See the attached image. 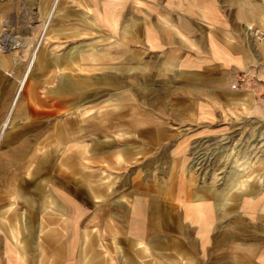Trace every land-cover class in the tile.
<instances>
[{
    "label": "crops",
    "instance_id": "1",
    "mask_svg": "<svg viewBox=\"0 0 264 264\" xmlns=\"http://www.w3.org/2000/svg\"><path fill=\"white\" fill-rule=\"evenodd\" d=\"M35 8L42 36L50 23H96L105 39L99 68L83 64L97 72L101 98L92 74L57 88L53 75L51 99L35 103L126 107L91 113L82 127L67 114V148L36 157L48 212L39 185L28 210V148L8 149L19 160L0 155V264H123L110 246H155L159 233L191 264H264V159L215 155L226 145L264 151V0H35Z\"/></svg>",
    "mask_w": 264,
    "mask_h": 264
},
{
    "label": "rangeland",
    "instance_id": "2",
    "mask_svg": "<svg viewBox=\"0 0 264 264\" xmlns=\"http://www.w3.org/2000/svg\"><path fill=\"white\" fill-rule=\"evenodd\" d=\"M44 25L38 22L35 0H0V132L10 106L17 95L20 80L26 72L34 48L41 39ZM102 48H105V39L101 38V28L96 23L85 25L50 23L45 40L39 47L38 60L21 94L11 124L4 138L0 140V155L10 156L13 161L16 157L19 160L20 153L8 149H12L13 145H22L28 148L26 170L29 213L34 212L36 208L38 185L43 189L45 195L44 210L48 212L51 207L52 200L47 193L46 177L43 183L41 181L37 183L36 157L47 154L51 149L64 152L67 148V114L70 112L72 117L75 116L76 123L82 127L86 117L89 118L91 113L98 115L101 111H121L123 108L125 110L126 105L100 103L76 104L68 109L67 104L35 103L33 98L36 95L43 96L41 99L44 101L51 99L53 75L56 77L55 86L57 88L61 81H65L67 84L68 76L74 77L72 81L74 79L76 85L79 81H83L85 74L88 77L92 74V77H95L88 78L89 85L93 90L99 92L95 98L98 100L101 91L97 80L98 74L94 70L92 73L89 71L85 73L83 64L86 61L94 67L93 69H98ZM68 65H72L71 71L67 70ZM73 65H75V69ZM58 69L61 70L58 71ZM238 86L239 84L236 87ZM76 138L78 139L79 136ZM254 143L255 140H252V144ZM224 147L227 152L219 149V153H215L221 161L239 160L245 156L251 160L264 159V151L252 150L250 153H242L237 150L230 151L231 145ZM14 164L11 167L12 173L16 170ZM215 168L210 169L209 172L214 171ZM228 170L227 168L219 170V185L221 187L226 186L223 185V177L227 175ZM44 171L46 172V169ZM28 220L34 222L30 215ZM152 240L155 241H152L150 245L155 244V246L148 247L140 242L138 245L130 247L126 241H123V246L120 245V248H115V245L110 246L109 250L122 260L123 264H191L189 260H185L179 255V250L174 248L173 241L164 239L162 233L157 234L156 238ZM165 244L168 247H165Z\"/></svg>",
    "mask_w": 264,
    "mask_h": 264
},
{
    "label": "bare ground",
    "instance_id": "3",
    "mask_svg": "<svg viewBox=\"0 0 264 264\" xmlns=\"http://www.w3.org/2000/svg\"><path fill=\"white\" fill-rule=\"evenodd\" d=\"M48 27L49 26H46V30L48 29ZM46 30H44L45 31V33H46ZM44 33V34H45ZM45 36L46 35H44V36H42L41 37V39H40V41L38 42V45L34 48V51H33V54H32V57H31V59H30V67H32V66H34L35 65V63H36V60H37V57H38V51H39V47L41 46V44H42V42L45 40ZM37 41V40H36ZM31 69V68H30ZM29 69V70H30ZM33 69V68H32ZM31 71V70H30ZM28 74V73H27ZM25 75V74H24ZM26 79L27 78H24L23 80H22V83H21V87L23 88L24 86H25V83H26ZM20 91V90H19ZM19 93V92H18ZM18 97V96H17ZM14 105V104H13Z\"/></svg>",
    "mask_w": 264,
    "mask_h": 264
},
{
    "label": "built area",
    "instance_id": "4",
    "mask_svg": "<svg viewBox=\"0 0 264 264\" xmlns=\"http://www.w3.org/2000/svg\"><path fill=\"white\" fill-rule=\"evenodd\" d=\"M246 82H247V81H246V78H245V77H241V78L239 79V83H240L241 85H244Z\"/></svg>",
    "mask_w": 264,
    "mask_h": 264
}]
</instances>
